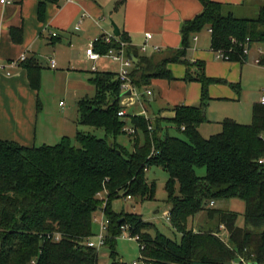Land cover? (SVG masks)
<instances>
[{"label": "trees", "instance_id": "16d2710c", "mask_svg": "<svg viewBox=\"0 0 264 264\" xmlns=\"http://www.w3.org/2000/svg\"><path fill=\"white\" fill-rule=\"evenodd\" d=\"M199 1L203 12L184 23L181 48L162 58L127 48L134 61L133 87L143 90L157 79L177 80L168 66L183 64V80L201 83L198 105L174 106L173 118L127 114L119 74L96 70L90 80L95 95L78 102V125L101 129L105 137L78 130L75 142L65 136L56 145L32 147L0 139V264H99L98 249L87 242L95 238L94 222L100 212L106 217L105 245L111 264H127L116 259L115 251L124 230L139 237L145 264H264V163H260L264 159V105H253L250 124L226 118L219 133L203 137L199 128L208 122L209 88L228 82L208 77L201 62L187 60L191 38L209 29L213 52H224L227 61L244 64L250 55L244 52L247 41L249 51L253 45H264V5L254 17H242L227 4ZM58 2L41 1L39 19L44 20L47 3ZM123 3L118 1L114 9ZM11 35L14 42H21L20 28H12ZM108 49L102 41L96 43V51ZM260 57L264 66V53ZM21 66L31 88L39 91L43 66L35 58ZM229 84L241 93L239 83ZM121 111H125L123 116ZM164 122L184 136L170 135ZM122 135L134 141L132 152L118 142ZM152 167L169 174L167 214L180 241L167 237L141 214L125 209L116 212L113 207L122 197L155 200L156 183L146 177ZM202 167L206 174L199 176L196 169ZM223 199L241 200L245 210L213 207ZM197 217L202 223L195 228Z\"/></svg>", "mask_w": 264, "mask_h": 264}, {"label": "crops", "instance_id": "0c3cea01", "mask_svg": "<svg viewBox=\"0 0 264 264\" xmlns=\"http://www.w3.org/2000/svg\"><path fill=\"white\" fill-rule=\"evenodd\" d=\"M41 1L43 0H22L21 3L13 0L9 4L0 2V139L28 147L47 145L52 140L59 142L63 137H69L70 132H74L78 114L72 117L69 109L64 108L63 101L59 103L61 110L54 109L50 98L73 97L78 106L81 99L96 91L90 81L93 67L97 71H107L108 61L111 60L101 57L97 61H91L86 55V49L97 38L113 33L111 22L128 39V48L137 50L141 55L162 58L171 50L182 47L181 31L184 23L203 12L199 0H124L117 10L114 8L120 0H59L58 3H47L45 18L40 20L38 8ZM213 1L229 5L242 17L256 15L264 5V0ZM12 28L22 30L20 43L13 41ZM147 33L152 34L149 40ZM145 43L148 44V50L142 52L141 47ZM155 46L160 49L155 50ZM263 46L253 45L250 55L255 52L256 59L260 57ZM23 55L27 59L35 58L43 66L39 91L31 88L27 71L19 62ZM44 60L47 62L44 63ZM52 60L56 62L54 68L51 66ZM187 60L201 62L208 77L228 82L210 86L212 100L209 105L239 100L241 93L238 95L229 83L241 84L242 66L245 63L216 59L209 29L191 38ZM17 61L16 65H11ZM168 68L177 80H154L145 91L151 97L158 94L155 99L164 104V109L155 114L153 119L155 116L173 118L175 113L172 109L176 105L194 106L200 103L201 83L183 80L186 66L175 63L169 64ZM194 70L198 71L199 68L194 67ZM116 72H119V67ZM260 96L261 94L253 99V105L259 102ZM145 103L140 102V105L149 112ZM208 108L209 106L206 110L208 122L199 128L205 138L210 136L202 134L203 127L214 120L208 117ZM115 202V211L121 212L116 208Z\"/></svg>", "mask_w": 264, "mask_h": 264}, {"label": "rangeland", "instance_id": "374dc122", "mask_svg": "<svg viewBox=\"0 0 264 264\" xmlns=\"http://www.w3.org/2000/svg\"><path fill=\"white\" fill-rule=\"evenodd\" d=\"M251 16L252 14L249 13ZM254 17V16H252ZM112 23V22H111ZM111 27V26H110ZM264 48V46H263ZM264 51V49H263ZM264 53V52H263ZM256 55H250V59L245 62L242 66V74H241V95L238 96L239 100L228 101L220 104L211 103L208 108V117H211L213 123L208 125H204L202 134L204 136H211L219 133L222 130L221 125L218 123L223 121L226 118H231L241 124H250L252 122V109H253V99L256 98L259 94L264 90V66L256 64ZM107 71L116 72L118 67L120 66L118 63L108 58ZM47 61L44 60V63ZM45 65V64H44ZM99 70H102L100 68ZM91 74V73H90ZM146 89L139 90V93L142 95L140 101L134 96H126L122 100V105L125 107L127 114H140L143 111V108L140 105V102H148L145 103L148 106L150 115L152 118L155 114H158L164 108L163 103H159L160 100H156V97H151L145 94ZM44 96V93H42ZM95 92L90 94L89 97H93ZM152 98V99H151ZM51 103L56 110H61L59 107V103L63 101L65 104L64 108L69 109L70 115L72 113L76 116L78 114V106L76 100L72 97L64 98L62 96H53L50 98ZM155 99V100H154ZM210 108L212 111L210 112ZM55 110V111H56ZM79 118V114H78ZM75 121H78L75 118ZM164 128L168 131V133L172 136L183 137L184 134L178 131L172 124L164 122ZM74 132H70V138L75 142V135L78 130L89 132L97 135L98 137H105V132L101 129H95L87 126L78 125V122L74 125ZM208 130V131H207ZM60 142V141H59ZM59 142H54L53 140L49 142L47 145H56ZM118 142L122 144L129 152L134 150V141L128 135H122L118 138ZM42 144H37V146H41ZM197 174L199 176H204L206 174V169L204 167L196 169ZM146 177L149 182L156 183V192H155V200L149 201H140V200H129L127 198H120L116 200V208L120 211L125 209L126 212L132 213L136 212L141 214L143 219L146 222H151L156 225V227L167 237L174 239L176 241H180L181 236L174 232L172 229L170 222L167 221L166 214L168 213L170 206L167 204V192L165 189L166 182L169 178V174L161 167H152L146 172ZM216 205L213 206L219 209L231 210L242 213L245 210V203L238 199L231 200H216ZM114 205V204H113ZM135 207V208H133ZM203 218V217H202ZM243 218L240 217L239 223L243 224ZM106 223V217L103 213L96 214V220L94 222V240L97 241V236L101 232L102 224ZM192 221L190 222V224ZM202 223V219L197 217L192 227ZM191 226V225H190ZM130 233L128 231H124L123 234L117 239L115 243V251H116V259L118 261L125 262L127 264H133L135 261L139 262V264H145V262L141 258V249L140 243L138 240L130 238ZM99 264H111V252L108 246L104 245L99 247Z\"/></svg>", "mask_w": 264, "mask_h": 264}, {"label": "built area", "instance_id": "2783aa9c", "mask_svg": "<svg viewBox=\"0 0 264 264\" xmlns=\"http://www.w3.org/2000/svg\"><path fill=\"white\" fill-rule=\"evenodd\" d=\"M1 4H9L11 2H13V0H0ZM54 36H56V34H53ZM147 40H149L150 38H152V34L147 33L146 34ZM103 42L104 44H106L107 46H109V49L106 53H100L98 51H96V43L99 42ZM129 46V43L125 40H122L120 37H116L114 35V33H109V34H105L103 37L101 38H97L95 41L91 42L88 46V48L86 49V55L88 57L89 60L91 61H97L99 60L101 57H105V58H110L113 61H116L120 64V69H119V77L121 78V80L123 81L122 84V89L123 91L127 92V91H131V95L129 96H134L137 101H140L142 95L139 93V90L135 87H133L130 83V74L131 71L134 67V61H133V57L127 54V48ZM244 52L245 54H249L250 51L248 50V41L246 42V44L244 45ZM155 50H159L160 48L158 46L154 47ZM148 50V44L145 43L142 47H141V51L142 52H146ZM260 54H263V51L260 50ZM215 58L218 60H223V61H227L228 57L226 56V54L224 52L221 51H217L214 52ZM27 59V57L25 55H23L20 59L19 62H23ZM256 64L258 65H262L261 62V57H258L255 60ZM18 63L17 62H13L11 63V65H16ZM51 66L54 68L56 66V62L54 60L51 61ZM263 66V65H262ZM93 70L96 71L97 68L94 66ZM149 94H151L150 91H148ZM259 103L264 105V90L261 93V96L259 98ZM125 114V111H121L119 113L120 116H123ZM140 114H142L143 116H145L148 119H152V117L150 115H148V112L146 110H143ZM149 129L152 130L153 129V125L152 123H150L149 125ZM185 129V128H183ZM129 133H133L134 130L133 129H128ZM260 163H264V159H262L260 161ZM130 199V197H129ZM211 205H214V203L212 202ZM167 217V221H169V217L168 214H166ZM126 231V230H124ZM106 232H107V222L105 224H102L101 226V232L99 233V235L96 237L97 241H95L93 238L89 239L87 242V245L90 247H94L99 249V247H102L105 245V239H106ZM130 238L136 239L138 240V236H130ZM59 239V237H57V240ZM34 264V262H33ZM133 264H139V262L135 261Z\"/></svg>", "mask_w": 264, "mask_h": 264}, {"label": "water", "instance_id": "95a60500", "mask_svg": "<svg viewBox=\"0 0 264 264\" xmlns=\"http://www.w3.org/2000/svg\"><path fill=\"white\" fill-rule=\"evenodd\" d=\"M112 26H113V33H114V35L116 37H120L121 36V30L119 29V27L114 22H112ZM125 95L126 96L131 95V91L125 92Z\"/></svg>", "mask_w": 264, "mask_h": 264}]
</instances>
